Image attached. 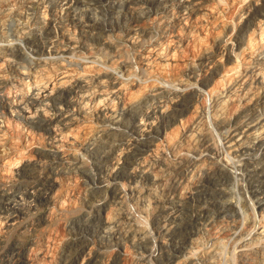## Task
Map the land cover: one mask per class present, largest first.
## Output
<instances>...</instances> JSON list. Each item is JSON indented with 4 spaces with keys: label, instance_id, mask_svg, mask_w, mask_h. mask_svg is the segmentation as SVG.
Segmentation results:
<instances>
[{
    "label": "bare ground",
    "instance_id": "obj_1",
    "mask_svg": "<svg viewBox=\"0 0 264 264\" xmlns=\"http://www.w3.org/2000/svg\"><path fill=\"white\" fill-rule=\"evenodd\" d=\"M82 1H88L89 5L96 4L97 7L106 8L109 11L111 24H100L88 16L70 13V8ZM252 1L253 4L248 5L245 15L239 17L240 24L237 31L232 34L228 33L227 23L221 18L219 13L221 11H217L218 7L213 0H17L19 4L13 10L11 7L9 10V7L5 6L6 0H0V12L8 9L5 13V20L10 16L20 24L16 25L13 22L15 24L12 27L13 31L11 30V33L6 37L2 31L5 20L0 17V67L5 66L10 71L8 79L0 72V118L3 119L6 117L5 114L13 112L15 117L22 119L26 128L42 130L40 133L43 134V139L53 143V146L56 147L55 150L43 149L39 154V160L32 159L35 157L31 156L32 154L20 152L14 158L12 157V169L8 167L10 169L8 170L5 166L0 168V233L3 230H9L15 218L24 214V208L29 206V201L56 205L57 209H60L59 212L66 206V202L69 203V206L72 205L70 204L72 202L73 205L78 203L77 206L89 207L88 211L77 214L66 224L74 236L68 241L62 237L64 242H61L60 248L52 247L54 241L60 243L61 239L57 238L58 232L52 234L44 228L40 232L30 231V234H27L28 238L24 237V241L18 240L19 242L14 248H10L0 255V264H118L117 260L112 258L114 256L105 262H96L97 250L94 248V243L97 238L100 240L115 238L114 245L117 246V249L120 247L121 254L128 256L130 264H152L149 263V258L158 260V253L161 248H166L167 242L169 247L165 250L166 256L163 264H228L230 258L224 254L226 241H233L229 253L232 256L236 255L238 264H264V206L259 202L261 198L255 200L257 207L260 208L259 212L256 211L258 212L256 222L253 220L242 222L241 220L243 225L236 231L230 225L231 228L227 224L219 223V227H216L215 224V230L206 232V238H204L211 239L209 244L204 245L206 241L203 244L199 234L191 238L189 247L186 246V248L187 243L184 244L187 241L185 232L192 225L191 215L186 214V210L194 200L193 192L196 194L195 196H198L204 191H191L192 187L189 188L188 183L190 181L188 179V182H185L184 177V181L183 178L176 179L175 175L167 177L168 173L172 174L175 169H181L179 170L181 172L182 170L188 171L192 181H200L202 176L201 180H206L205 182L209 186H214L212 190L216 195L222 194L223 191H219L221 174H223L222 177L225 175L230 179L241 171L247 177L250 172L245 166L247 164L245 159H251L250 163H253L254 160L264 157V106L262 110H256L259 96L264 98V0ZM12 2V4H16L15 0ZM25 2L30 4V7L36 5V9L28 12L26 7L29 6H26ZM60 2L68 6L67 13L62 16L56 11ZM110 6L119 8L115 11L117 13H113L109 9ZM23 8L25 10L22 11ZM138 10L142 12L141 15L137 14ZM153 21L160 23L161 30L153 39L149 40V47L147 46L148 48L139 54V61L144 67L154 63L158 69L154 72L150 70L151 72L147 76L144 75L145 78L142 77L139 80L136 78V81L134 78L128 79V75L122 77L118 72H115L112 61L108 60L109 56L94 55L96 54L94 48L104 44L102 34L106 30L113 29L122 33L126 37L127 43L133 44L142 34L149 31L147 28L149 29L148 26ZM53 22H58L57 35L51 30L52 26L50 27ZM70 29L81 32L84 40L77 41L75 36L72 37L74 31L72 33ZM228 42L235 45V48L238 49L237 53L249 64L245 68L243 66L242 70H231L233 68L228 67L226 72L219 76L220 62L224 59L226 61L230 58V54H233ZM209 44L218 49L219 52L217 51L215 56L211 53ZM192 50L196 51L198 59L187 68L190 75L188 76L191 79L199 76L202 85L205 84V87L210 85L208 95H206L209 97H207L208 103H205L201 98L202 103L200 102L199 109L195 108L196 104L193 105L194 109L186 115L187 118L183 123V118L177 117L183 111L177 106L180 107L188 102L185 101L187 98L184 99L185 95L182 97L180 95L182 93H179L182 88L176 90L178 87H175V95L171 94L172 98L167 100L170 109L165 111L161 108L163 103L158 99V96L155 98L154 94H150L146 97L144 94L159 88L160 84H157L155 80L167 76L166 72H168V76H173L170 70H167L166 65L171 66L172 60L182 58ZM229 65L232 66V63ZM76 69L78 71H75ZM171 78L173 81L174 76ZM178 80L180 79L178 78ZM172 81L170 82L172 83ZM130 86H136L135 91L138 92L129 90L125 102L123 94L125 90L131 88ZM5 93H8L9 96L13 93L17 98L11 101L8 96L4 98ZM143 95V101H139L140 96ZM180 97L181 99H179ZM141 102L144 104L142 105ZM186 106L188 107L187 104ZM177 110L178 114H176ZM88 111L92 112L97 119L102 117L101 125H104L105 128L102 129V134H94L90 137L92 141L90 142L88 139L90 143L83 146L82 151L86 150L89 157V168L82 174L83 186L80 190L78 189L77 197L73 198L74 194L72 195L73 199L65 195L63 197V194L57 190L62 180L57 181L55 176L64 170L76 172L79 168L73 164L74 160H72L73 163L63 166L62 155L64 154L61 155L57 147L69 140L67 138L72 140L73 143L70 142V144L74 146V142L78 141L75 135L77 132L82 131L83 134H89L91 124L86 118L88 115H85V113L88 114ZM164 118H169V120L171 118V123H167V127L174 124V128L170 127L168 133L164 131L160 135L159 129L162 130L160 124ZM75 125H77L75 130L70 129ZM79 127L82 129L79 130ZM210 127L217 130L220 135L221 150L223 149L229 154L233 153L234 156H242L235 160L237 163L233 165L235 167L233 170L224 167L222 161L219 162V150L217 151L215 143L214 146L211 142ZM212 132L214 133V131ZM10 148L14 149L13 146H10L9 150H11ZM221 152L219 153L221 154ZM217 156L219 161H215ZM68 158L71 160L70 157ZM39 161L45 166H52L53 163H56L57 168L55 166L49 168L53 170L51 175L54 177L51 178L46 172L42 179L27 185V188H17L11 193L1 187V185L14 180L15 176L31 173ZM215 165L218 171L211 170ZM229 165L227 167H230ZM39 168L41 169V167ZM260 173L264 180V166ZM105 182L111 183L109 197L99 198ZM226 182L227 179H225ZM251 188L250 191L252 190V195L255 197L260 186ZM141 190L149 194L151 199L148 200L144 196L146 202H142L143 209L141 208V211L143 214L140 220L139 216L137 217L135 214L136 211L128 209L129 205L126 208L123 203H125V196L129 195L128 198L138 197ZM210 190L209 192H211ZM188 192L190 193L188 194ZM225 195L227 193H224L223 196ZM60 198L62 199L60 200ZM225 199L228 201L227 198ZM224 201L220 200V203ZM243 209L248 210V208ZM251 210L253 211V209ZM184 214L186 215L184 216ZM205 214L207 215V213ZM238 219L235 218L237 222ZM204 221L206 222L205 219ZM211 227L213 228V226ZM232 229L234 230L232 231ZM22 233L23 231H21ZM200 233L202 235V232ZM225 235L227 238L223 240ZM0 236L3 235L0 234ZM2 238H0V242ZM178 238L181 239L180 245L173 244ZM120 249H118V253ZM152 262L154 261L152 260Z\"/></svg>",
    "mask_w": 264,
    "mask_h": 264
},
{
    "label": "rangeland",
    "instance_id": "obj_2",
    "mask_svg": "<svg viewBox=\"0 0 264 264\" xmlns=\"http://www.w3.org/2000/svg\"><path fill=\"white\" fill-rule=\"evenodd\" d=\"M158 1H162V0H158ZM213 0L214 3H216L215 5L218 7L217 8V11H221L219 12L220 15H221V18L225 21V23H227V26H228V33H232L234 34L236 31H237V28L240 24V22H238V20L240 19L239 17L240 16H244L245 15V11L248 7V5H251L253 4V1L252 0ZM236 1V2H235ZM12 2V0H6L5 3H7L5 6L6 7H9L8 9L10 10L12 8L15 9V6H17L19 3H17V0H15V5L14 4H10ZM85 2V3H84ZM82 1L81 3H78V4H75L73 5L71 8H70V13H75L77 15H81V16H88L90 17L93 21L97 22V23H100V24H108L110 25L111 24V21L109 20L110 19V16H109V11H107V9L105 8H102V7H97L96 4H87L88 1ZM240 2V3H239ZM93 3V2H91ZM213 3V4H214ZM26 4V2H25ZM11 5V6H10ZM30 4H26V6H29ZM61 5V6H60ZM85 5V6H84ZM81 6V7H80ZM224 6V7H223ZM231 6V8H230ZM11 7V8H10ZM23 7V6H22ZM35 7V8H34ZM28 9H26L28 12H31L33 9L35 10L36 9V5L32 6V7H26ZM68 8V6L66 4H63V2H60L56 11H58V13L60 14V16L64 15L66 12V9ZM83 8V9H82ZM86 8V9H85ZM7 9V10H8ZM59 9V10H58ZM88 9V10H87ZM113 13H117L115 11H117L119 8H115L114 6H110L109 8ZM7 10H5L3 13L0 12V17H3V20H5V13L7 12ZM25 10V8L22 9V11ZM84 10V11H83ZM1 11V10H0ZM60 11V12H59ZM89 11V12H88ZM92 11V12H91ZM138 12V13H137ZM136 13L138 15H141L142 12L140 10H138ZM3 15H2V14ZM88 13V14H87ZM108 13V14H107ZM31 15V14H29ZM225 17H224V16ZM228 15V16H227ZM9 18H6V20H9V21H3V29L2 31L4 32V34L6 35L7 37V34L9 35L11 33V30L13 31V28L14 25L18 24V21L16 20H13L11 19L10 16H8ZM108 19V20H107ZM226 19V20H225ZM102 21V22H101ZM227 21V22H226ZM8 22V23H7ZM15 24H14V23ZM19 22H24V21H19ZM59 22V21H58ZM58 22H53L51 23L52 25H50L51 27V30L54 31L53 33L54 34H58L57 30L58 26ZM110 23V24H109ZM6 24V25H5ZM152 24V26H151ZM150 26L149 29L147 28V33L145 34H142V36H140L138 38V41L136 43H133V44H130V43H127V41L125 40L126 37L122 34V33H119V32H116V30H106L103 34H102V37L103 40H104V44H102V46H96L94 48V51L96 54H94L95 56L97 55L98 57H108V60L112 61V64L115 68V72H118V74L122 75V77L124 76H127L128 79H133L137 81V79L139 80L140 78H145V76H147V74H149V72H154L156 71V69H158V67L156 66V64L154 65V63L150 64V66L148 67H144V65L142 63H140L139 61V54H141V52L145 51L148 47H149V40L150 39H153L154 36L159 33L161 30V26L160 23H158L157 21H153L149 24ZM157 25V26H156ZM7 26V27H6ZM155 26V27H154ZM12 28V29H11ZM54 28V29H53ZM57 28V29H56ZM235 28V29H234ZM153 29V30H152ZM155 29V30H154ZM231 29V30H230ZM8 32H7V31ZM70 31H74V33L72 34V37L76 38L77 41H82L84 40L81 32H79L78 30H71ZM157 31V32H156ZM122 34V35H121ZM154 34V35H153ZM144 36V37H143ZM152 36V37H151ZM141 39V40H140ZM148 39V40H147ZM124 40V41H123ZM143 41V42H142ZM148 41V42H147ZM142 42V43H141ZM146 42V44H145ZM108 43V44H107ZM229 43V42H228ZM139 44V45H138ZM210 45V50H211V53L215 56L219 51L218 49L214 46L213 48V45L209 44ZM104 46V47H103ZM148 46V47H147ZM229 46H231V53L233 54H230V58L222 60V64L220 62V65L218 66V75L221 76L223 75L226 70L229 68H233L231 70H242L243 69V66L244 68L246 66H248L249 62L242 59L241 56L237 53L238 52V49L235 48V45H233V43H229ZM234 46V47H232ZM100 47V48H99ZM104 48V49H103ZM112 50V51H111ZM116 50V51H115ZM139 50V51H138ZM82 51V50H81ZM80 51V52H81ZM218 51V52H217ZM233 51V52H232ZM106 52V53H104ZM110 52V53H109ZM142 52V53H143ZM189 52V53H188ZM186 53V55H184V57H179V58H175L174 60L171 61V66H167L166 67L168 68L167 70H170L171 72V75L174 76L173 78V81L171 80L173 76H168V72H166L165 74L167 76H164V77H161V78H157L155 80V82H157V84H160L159 85V88L155 89V90H151V91H148V93L146 92L144 95L146 97H148L150 94H154V97L155 98H158L162 101L163 103V110L165 111L166 109H170V106L168 107L167 104H169L167 102L168 99L172 98L173 95H175L176 91H175V87L177 86L178 89L176 88V90H182L184 91H180L179 93H182L180 94L182 97L187 98V100L185 101H188L185 103V105L187 104L188 107L184 105H181L180 107L177 106V108L183 110L182 111V114L181 115H177V117H182V121L183 123H185V119L187 118L186 115H188L190 113V110L194 109V106L196 104V107L197 109H199L198 107H200L201 103H202V99L203 98L204 102L205 103H208V98L209 96H206L208 95V87L210 85H206L205 87V84L202 85L200 83V80H199V76L197 77H192V79L189 77V73L187 71V68L191 65H193V63L197 62V55L195 54L196 51L195 50H192V51H188ZM247 52H250L249 50H247ZM98 53V54H97ZM109 53V54H108ZM105 54V55H104ZM114 54V55H113ZM118 54V55H117ZM194 54V55H193ZM114 58H112V57ZM194 56V57H193ZM232 56V57H231ZM240 56V57H239ZM236 57V58H235ZM239 57V58H237ZM118 58H120L121 60H117ZM195 58V59H194ZM235 58V59H234ZM163 60V58H161ZM238 59V61H237ZM124 60V61H123ZM161 60V61H162ZM182 60V61H181ZM139 61V62H138ZM165 61V60H164ZM175 63H174V62ZM193 61V62H192ZM116 62V63H115ZM121 62V63H120ZM235 62V63H234ZM187 65H186V64ZM232 63V66L229 65ZM244 63V64H243ZM124 64V65H123ZM137 64V65H136ZM174 64V65H173ZM191 64V65H190ZM228 64V65H227ZM235 64V65H234ZM154 65V67H153ZM179 65V66H178ZM223 65V67H221ZM239 65V66H238ZM119 66V67H118ZM122 66V67H121ZM131 66V67H130ZM177 66V67H175ZM227 66V67H225ZM118 67V69H117ZM126 67V68H125ZM151 67V68H150ZM180 67V68H179ZM220 67V68H219ZM225 67V68H224ZM235 67V68H234ZM1 69V74L6 78L8 79L9 76H10V71L8 68H6L5 66H2L0 67ZM73 68H75V66L73 65ZM129 68V69H128ZM133 68V69H132ZM171 68V69H170ZM173 68V69H172ZM175 68V69H174ZM182 68V70H181ZM227 68V69H226ZM237 68V69H236ZM127 72H126V70ZM206 69V67H205ZM3 70V71H2ZM6 70V71H5ZM79 70V68H78ZM77 69L75 71H78ZM149 70V71H148ZM151 70V71H150ZM176 70V71H175ZM185 70V71H184ZM75 71L73 72V74L75 73ZM125 73H124V72ZM174 71V72H173ZM132 72V73H131ZM147 72V73H146ZM77 73V72H76ZM129 73V74H128ZM137 73V74H136ZM173 73H176L175 75ZM202 73V72H201ZM132 74V75H131ZM140 74V75H138ZM180 74V75H179ZM203 74V73H202ZM145 75V76H144ZM188 77H187V76ZM134 76H137V77H134ZM183 76V77H182ZM137 78V79H136ZM168 78V79L165 81V79ZM178 78L180 80H178ZM184 78V79H183ZM186 78V80H185ZM196 78V79H195ZM198 78V80H197ZM175 79V80H174ZM189 79V80H188ZM184 80V81H182ZM193 80V82H192ZM197 80V81H196ZM172 81V83L170 82ZM175 81V82H174ZM179 81V83H177ZM159 82V83H158ZM170 82V83H169ZM181 82V83H180ZM199 82V83H198ZM127 83V82H126ZM177 83V84H176ZM195 83V84H194ZM198 83V84H197ZM164 84V85H163ZM188 84V85H187ZM194 84V85H193ZM169 85V86H168ZM174 85V86H173ZM180 87H179V86ZM162 88H161V87ZM190 86V87H189ZM131 87V86H130ZM134 87V88H133ZM127 90L124 91V94H123V100H127V97H128V92H130L131 90L135 91L136 90V86H133ZM172 87V88H171ZM19 88V87H18ZM161 88V89H160ZM170 88V89H169ZM191 88V89H189ZM193 88V89H192ZM199 88V89H198ZM202 88V89H201ZM163 89V90H162ZM196 89V90H194ZM130 90V91H129ZM198 90V91H197ZM155 91V92H154ZM165 91V92H164ZM168 91V93H167ZM202 91V92H201ZM135 92H138V91H135ZM152 92V93H151ZM204 93V94H202ZM8 93H5L4 94V98L7 96L11 99V101H14L16 98L14 97L13 93H11V95L9 96V94L7 95ZM127 94V96H126ZM165 94V95H164ZM173 94V95H171ZM188 96H187V95ZM192 94V95H191ZM198 94V95H197ZM143 96H140L141 98H139V101H143ZM161 95V96H160ZM164 95V96H162ZM204 95V96H202ZM158 96V97H157ZM143 98V99H142ZM167 98V99H166ZM192 98V99H191ZM196 98V100H195ZM14 99V100H13ZM181 99V97L179 98ZM264 98H262L261 96H259L258 98V103L256 105V110H262L263 109V106H264ZM125 100V102H126ZM192 100V102H191ZM201 100V101H200ZM263 102H261V101ZM207 101V102H206ZM145 102V101H144ZM191 102V103H189ZM197 102V103H196ZM201 102V103H200ZM142 103V102H141ZM165 103V104H164ZM144 103H142L143 105ZM128 105V104H126ZM194 105V106H193ZM261 106V107H260ZM258 107V108H257ZM186 108V109H185ZM260 108V109H259ZM12 114H5V118L1 119L0 118V168L4 167L7 168L8 170L12 169L13 168V165L11 163V161L13 160L14 156H16V154L20 153V152H26V153H29L31 156H35L34 158L32 157V159L34 160H39L40 159V156L39 154L41 153V151L43 149H56L55 146H53L54 144L53 143H49L48 141L44 140L43 139V134L40 133L42 130H37L36 128H29V127H25V125L23 124V121H21L22 119L21 118H17L15 117V114L13 112H11ZM92 112L88 111V114L85 113V115L88 117H86L89 121H90V124H91V128H90V132L89 134H83L82 131L81 132H77L75 135L77 136V140L76 142H74V146L72 144H70V142L72 140H70V138H67L69 140H67L66 142L64 141L62 143L61 146H58L57 149L60 151L61 155L63 156L64 160L62 161V164L63 166L65 165H68L70 163H73L74 161V165H76L79 170H77L76 172H73L72 171H68V170H64L62 171L60 174H57L55 176L56 180L57 181H61L60 182V186L58 187V191L61 192V194H63L62 196L63 197H71L72 198V195L74 196L73 198L77 197V193L79 192V190L81 189V186H83V176L82 174L84 173V171L89 168V157L88 155L86 154V150L82 151L83 150V146L86 145V143H90L92 140L90 137L94 136L95 135H98V134H102L103 132V128L104 125H101L102 124V121L100 120L102 117H97L95 115H91ZM176 114H178V110L176 111ZM97 115V114H96ZM98 116V115H97ZM101 116V115H100ZM96 117V118H95ZM17 118V119H15ZM5 119V121H4ZM20 119V120H19ZM171 120V118H170ZM169 118H164L160 124L161 125V130L159 129V134L162 135V133L164 131H168L169 132V128H174V124L172 125H168L167 127V123L170 124ZM2 121V122H1ZM18 123H17V122ZM168 121V122H167ZM9 122V123H8ZM97 122V123H96ZM166 122V123H165ZM8 123V124H7ZM82 123V122H81ZM80 123V124H81ZM80 124H77V125H80ZM77 125L75 126H72L70 129L73 128V130H75L77 127ZM165 125V126H164ZM101 126V127H100ZM164 126V127H163ZM96 128V129H95ZM170 128V129H171ZM211 128V127H210ZM29 129H31L29 132ZM79 130L82 129L81 127L78 128ZM168 129V130H167ZM4 130V131H3ZM21 131V132H20ZM33 131V132H32ZM214 131V133L212 132ZM69 132V131H68ZM167 132V133H168ZM79 133V134H78ZM20 134V135H19ZM24 134V135H23ZM40 134V135H39ZM217 134V135H216ZM3 135V136H2ZM73 135V134H72ZM79 135V136H78ZM159 135V136H160ZM209 135H210V138H211V142L212 144L214 145L215 143V148L217 149L218 151V156L215 157V161H219L222 163V165H224V167L226 168H229L231 170H233L235 167L233 165H235L237 163V161H235L236 159L238 160L239 158H241L242 156H237L233 153L229 154L227 153L226 151L224 152V150L220 149V135H218V131L215 130L214 128H211L210 129V132H209ZM85 136V137H84ZM87 136V137H86ZM213 137V138H212ZM81 138V139H80ZM83 138V139H82ZM217 138V139H216ZM85 139V140H84ZM87 139V140H86ZM89 139V141H88ZM104 140V138H103ZM111 141V139H110ZM109 141V142H110ZM78 142V144H77ZM66 143V144H65ZM73 143V142H71ZM82 143V144H81ZM70 144V145H69ZM13 146L14 149L10 148L11 150H9V147L10 146ZM5 146V147H4ZM65 146V147H64ZM219 146V147H218ZM73 147V148H72ZM34 149V150H33ZM65 149V150H64ZM75 149V150H73ZM71 150V151H70ZM222 152H221V151ZM64 152V153H63ZM69 152V153H68ZM84 154H83V153ZM221 152V154L219 153ZM226 154H224V153ZM38 154V155H36ZM223 154V155H222ZM232 155V156H230ZM38 156V157H37ZM80 156V157H79ZM230 156V157H229ZM261 156V155H259ZM13 157V158H12ZM70 157L71 160L68 158ZM84 157V158H83ZM214 157V156H213ZM224 157V158H223ZM234 157V158H233ZM12 158V159H10ZM78 158V159H77ZM9 159V160H8ZM68 159V160H67ZM84 159V160H83ZM223 159V160H221ZM227 159H228V162H227ZM259 159V161H258ZM257 160H254L253 163H250L252 160H246L245 161L247 162V164H245L246 168L248 169V172L249 173V176L245 177L244 174L245 173H242L241 171H239L240 173L235 175L234 178H230L228 179L229 177H226L223 174H221L222 176L219 177L220 178V189L219 191H223L222 194L224 195V193L227 195L223 196L222 194H217L214 192L213 187L212 185H208L205 181L206 180H201L203 179L202 176H201V179L200 181L197 180V181H192V179H190L189 177V173H187L188 171H185L186 173L181 169H175L174 171H172V174L168 173V176L167 177H170L171 176H174L176 179H182L183 177L185 178V182H188L189 183V188L192 187V189L190 188L191 191H195V190H200V192L203 190V194H199L198 196H195L196 194L193 192L194 194V200L193 202L191 201V204L189 205V208L187 207L188 210H186V214H189L191 215L190 218H192V225L187 229V231L185 232V237H186V240L184 242L185 247H189L188 244H190V240L192 237L194 236H198L200 234V237H201V242L204 244V245H207L206 243H210L211 239H204L206 238V232L208 233V231H213L215 230L216 227H219L220 224H227L228 226L230 225L232 228H235V231L236 229H241V225H243V223H241V220L242 222L244 221H247V220H250V221H254L256 222L257 219H258V212H259V207H257V203L255 202L256 199L259 200V198H261L259 200V202H261L262 206H264V180L261 176V171L263 169V166H264V157L262 156L261 158H258ZM262 159V160H261ZM7 160V161H6ZM74 160V161H72ZM41 161L38 162V164L36 165V168H34L31 173L29 174H23V175H18V176H15V179L14 180H11L9 181L7 184L5 185H1V187H4L5 191L8 192V193H11L13 192L15 189L17 188H27L29 185H31L32 183H34V181H37L38 179H42L45 175H46V172H47V175L48 176H51L54 177L53 175H51V171L53 170H50L49 168L52 167V166H55L56 168L58 167L57 165H55L56 163H53L52 166H48L44 163H40ZM68 162V163H67ZM228 163V164H224V163ZM234 162V163H233ZM242 162V160H241ZM260 162V163H259ZM77 163V164H76ZM80 164V165H79ZM230 164V165H229ZM250 164H251V167H250ZM258 164V165H257ZM227 165H229L230 167H227ZM263 165V166H262ZM10 169H9V168ZM41 167V169L38 168ZM50 170V171H49ZM211 170H215V171H218L216 165L215 167H212ZM250 170V171H249ZM253 170V171H252ZM256 170V172H255ZM2 171V170H1ZM39 171V172H38ZM68 171V172H66ZM60 172V170H59ZM184 172V173H183ZM253 172V173H252ZM67 173V174H66ZM175 173V174H174ZM182 173V174H181ZM45 174V175H44ZM185 174V175H184ZM243 174V175H242ZM39 175V176H38ZM182 175V176H181ZM25 176V177H24ZM242 176V178H241ZM36 177V178H35ZM58 177V178H57ZM180 177V178H179ZM240 177V178H239ZM245 177V178H244ZM23 178V179H22ZM35 178V179H34ZM184 178H183V181H184ZM253 178V179H252ZM260 178V179H259ZM20 179V180H18ZM30 179V180H29ZM34 179V180H33ZM189 179V180H188ZM225 179H227V182L225 183ZM232 179V180H231ZM235 181H234V180ZM243 179V180H242ZM250 179V180H249ZM259 179V180H258ZM188 180V181H187ZM231 180V181H230ZM255 180V181H254ZM14 181V182H12ZM224 181V182H223ZM260 181V182H258ZM69 182V183H68ZM237 182V183H236ZM26 183V185H25ZM63 183V184H62ZM65 183V184H64ZM192 183V184H191ZM257 183V184H256ZM263 183V184H262ZM225 184V185H223ZM19 185V186H18ZM28 185V186H27ZM195 185V186H194ZM223 185V186H221ZM235 185V186H234ZM6 186V187H5ZM201 186V187H200ZM254 188V187H258L260 186V189H263V190H260L259 189V192H256V196L254 197L253 192L252 190L250 191V188ZM197 187V188H196ZM224 187V188H222ZM111 183H108V182H105V184L103 185V188L101 190V194H100V197H103V198H108L109 197V191L111 190ZM201 188V189H200ZM226 188V189H225ZM251 188V189H252ZM65 189V190H64ZM79 189V190H78ZM211 189V190H210ZM222 189V190H221ZM249 189V190H248ZM10 190V191H9ZM78 190V191H77ZM106 190V191H104ZM209 190L211 192H209ZM226 190V192H225ZM206 191V192H205ZM229 191V192H228ZM263 191V192H262ZM65 192V193H64ZM209 192V193H208ZM214 192V193H213ZM232 192V193H231ZM67 193V194H66ZM72 193V194H71ZM145 193V194H144ZM190 192H188L189 194ZM208 193V194H207ZM212 193V194H211ZM231 193V194H230ZM258 193V194H257ZM262 193V194H261ZM106 194V196H105ZM138 197H134V198H128L129 195L125 196V199H124V202L123 204H125L124 206L128 209H132L131 211L135 212V214L137 215V217L141 220V215L143 214L142 213V205L144 203V201L146 202V199L148 198L151 199L150 195L147 194L146 192H143L142 190L140 191V193H138ZM143 194V195H142ZM187 194V195H188ZM236 194V195H234ZM261 194V195H260ZM65 195V196H64ZM211 195V196H210ZM214 195V196H213ZM220 195V196H219ZM222 195V196H221ZM232 195V196H231ZM146 199H144L145 197ZM216 196V197H215ZM62 197V198H63ZM203 197V199H202ZM209 197V198H207ZM234 197V198H233ZM263 197V198H262ZM60 198V200L62 199ZM72 198V199H73ZM137 198V199H136ZM198 198V199H197ZM222 198V199H221ZM228 201H226V199ZM239 198V199H238ZM128 199V200H127ZM142 199V201H141ZM214 199V200H213ZM218 199V200H217ZM199 200V202H198ZM220 200L223 201L225 200L223 203H220ZM230 200V201H229ZM216 201V202H215ZM233 201V203H231ZM34 202V201H33ZM143 202V203H142ZM202 202V203H201ZM219 202V203H218ZM248 202V204H247ZM250 202V203H249ZM31 203V204H30ZM129 203V204H128ZM137 203V204H136ZM29 206L27 208H24V214H21L20 216H17L15 218V220L13 221L14 223L11 225L10 229H6V230H3V232H1L0 234L3 235V236H0L1 239V242H0V255L5 253V251L7 252L8 250H10V248H14L16 246V243L19 242L20 240H23L24 237L28 238V235L27 234H30V231L32 232H40V230H42V228L46 229V231H48L49 233L51 232L52 234H54V232H58L57 233V238H60V243H58L57 241H54L53 244H52V247L55 249L57 248V246L60 248L61 247V242L63 243L64 242V239L65 241H68L70 239L73 238L74 234L73 232H71L70 229L67 228L66 224L71 220L72 217H75L77 214L79 215L80 213H84L86 210L88 211L89 210V207H85V206H77L79 205L78 203L73 205L72 202H70V204L73 205V208H72V205L69 206L68 202H66V206L63 208V210H61L59 212L60 209H57V206L56 205H52V204H44V203H40V202H34L32 203V201H29L28 202ZM39 207H38V205ZM193 204V205H192ZM195 204V205H194ZM201 204V205H200ZM205 204V205H204ZM227 204V205H226ZM240 204L239 206H236ZM250 204V205H249ZM32 205V206H31ZM34 205V206H33ZM133 205V207H132ZM221 205H224L223 207H220ZM232 205V206H231ZM249 205V207H248ZM140 206V207H139ZM191 206V207H190ZM194 206V207H193ZM197 206V207H196ZM202 206V207H201ZM218 206V207H217ZM52 207V209H51ZM135 207V208H134ZM210 207V208H209ZM227 209H226V208ZM232 207V208H231ZM252 207V208H251ZM35 208V209H34ZM72 208V209H71ZM78 208H82L81 210L78 209ZM142 208V209H141ZM197 208V209H196ZM243 208H248L247 209H243ZM253 209V211L251 209ZM257 208V209H256ZM48 209V210H47ZM66 209V210H65ZM196 209V210H195ZM217 209V210H216ZM52 212H51V211ZM191 210V211H190ZM208 210H209V213H208ZM214 211V212H211V211ZM240 210V211H239ZM247 210L246 212V215H245V211ZM251 210V211H250ZM28 211V212H27ZM47 211V212H46ZM138 211V212H137ZM141 211V212H140ZM193 211V212H192ZM258 211V212H256ZM201 212V213H200ZM226 212V213H225ZM45 213V214H44ZM52 213V214H51ZM61 213V214H60ZM63 213V214H62ZM140 213V214H138ZM192 213V214H190ZM207 213V215L205 214ZM215 213V214H214ZM243 215H241V214ZM248 213V214H247ZM253 213V214H252ZM50 214V216H49ZM184 214V216L186 215ZM227 214V215H226ZM46 215V216H44ZM54 215V217H53ZM62 215V216H61ZM204 215V216H203ZM240 215V217H239ZM253 215V216H252ZM257 215V216H256ZM196 216V217H194ZM201 216V217H200ZM211 216V217H210ZM215 216V217H214ZM224 216V217H223ZM42 217V218H41ZM44 217H47V218H44ZM50 220H48L49 218ZM206 217V218H205ZM230 217V218H229ZM234 217V218H233ZM242 217V218H241ZM247 217V219H246ZM255 217V218H253ZM39 218V219H37ZM210 218V219H209ZM212 218V219H211ZM214 218V219H213ZM228 218V219H227ZM232 218V219H231ZM237 218L238 219V223L236 220ZM26 219V220H24ZM46 219V220H45ZM69 219V220H68ZM143 219V218H142ZM204 219L206 220V222L204 221ZM218 219V220H217ZM226 219V220H225ZM246 219V220H245ZM40 220V221H39ZM203 220V221H201ZM213 220V221H212ZM216 220V222H215ZM230 220V221H229ZM28 221V222H27ZM201 221V222H199ZM221 221V222H219ZM223 221V222H222ZM39 222V223H38ZM204 222V223H203ZM227 222V223H226ZM38 223V224H37ZM53 223V224H51ZM57 223V224H56ZM199 223V224H198ZM213 223V224H212ZM220 223V224H219ZM238 223V224H237ZM48 224V225H47ZM61 224V225H60ZM215 224H216V227H215ZM232 224V225H231ZM33 225V226H32ZM64 225V226H63ZM200 227H199V226ZM219 225V226H218ZM236 225V226H235ZM240 225V226H239ZM47 226V227H46ZM54 226V227H53ZM66 226V227H65ZM193 226V227H192ZM196 226V227H194ZM207 228H205V227ZM209 226V227H208ZM213 226V228L211 227ZM229 226V227H230ZM59 227V228H58ZM202 227V228H201ZM204 227V228H203ZM215 227V228H214ZM230 227V228H231ZM239 227V228H237ZM59 230L57 231L56 230ZM199 228V230H197ZM30 229V230H29ZM49 229V230H48ZM51 229V230H50ZM206 229V231H205ZM211 229V230H210ZM55 230V231H54ZM197 230V231H196ZM234 229H232L233 231ZM21 231H23V233L21 234ZM5 232V233H4ZM7 232V233H6ZM62 232V234H61ZM193 232V233H192ZM202 232V235L201 233ZM205 232V233H204ZM190 233V234H189ZM225 233V232H224ZM227 233V231H226ZM73 234V235H72ZM193 234V235H192ZM195 234V235H194ZM9 235V236H8ZM187 235V236H186ZM14 236V237H13ZM22 236V237H21ZM227 235H225V238L223 240H225L227 237ZM7 237V238H6ZM64 237V239L62 238ZM16 238V239H15ZM29 238H30V235H29ZM4 239V240H3ZM105 239L107 238H102L101 240L97 238V241L94 243V248H96V262H105L106 260H108V258L110 259L112 256V258L116 259L117 260V263L118 264H130V259L128 258V256L126 254H121L122 251L120 249V247H118L119 250V253H118V249H117V246H115V238L112 240V239H107L105 241ZM179 239V238H178ZM176 239L173 244H176V245H180V242H181V239ZM203 239V240H202ZM16 240V241H15ZM19 240V241H18ZM104 240V241H103ZM15 241V242H14ZM24 241V240H23ZM100 243H99V242ZM112 241V242H111ZM208 241V242H207ZM4 242V243H3ZM98 242V243H97ZM227 244H226V250H225V256L229 257L230 259L228 260V264H238L239 261H238V258L235 257L236 255L234 254L233 256L230 255L231 253L230 252V249H231V246H232V242L233 241H226ZM179 243V244H178ZM6 245V246H5ZM13 245V246H12ZM110 245V246H109ZM114 245V247H113ZM168 242H167V246L166 248H161L158 255L159 257H157L158 260H154L152 258H149V263H152V264H163L164 261H165V250L168 249ZM228 245V246H227ZM230 245V246H229ZM9 246V247H8ZM175 246V245H174ZM51 247V248H52ZM109 247V248H108ZM186 247V248H187ZM4 248V249H3ZM108 248V249H107ZM102 251V252H100ZM100 252V253H99ZM116 252V253H115ZM227 252V253H226ZM229 253V254H228ZM110 254V255H109ZM163 254V255H162ZM227 254V255H226ZM119 255V256H118ZM230 255V256H229ZM122 259H120L121 257ZM125 256V257H124ZM234 257V258H232ZM111 258V259H112ZM100 259V260H99ZM119 259V260H118ZM152 260L154 262H152ZM161 260V261H160ZM119 261V262H118ZM125 261V262H124ZM129 262V263H128ZM158 262V263H157ZM78 263H79V260H78Z\"/></svg>",
    "mask_w": 264,
    "mask_h": 264
}]
</instances>
